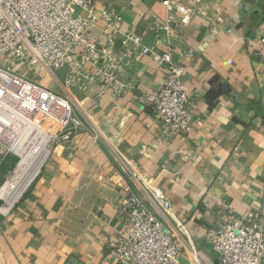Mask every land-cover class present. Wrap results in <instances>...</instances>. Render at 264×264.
Masks as SVG:
<instances>
[{
  "label": "crops",
  "instance_id": "0c3cea01",
  "mask_svg": "<svg viewBox=\"0 0 264 264\" xmlns=\"http://www.w3.org/2000/svg\"><path fill=\"white\" fill-rule=\"evenodd\" d=\"M98 2L120 12L123 28L145 45L174 50L195 100L193 119L185 132L166 134L155 111L140 102L141 92L158 91L164 82L165 71L151 56H139L121 73L128 87L119 97L108 91L97 100L96 86L77 92L83 128L53 146L0 218V264H118L108 240L124 225L121 201L133 187L132 170L167 195L201 256L218 264L207 231L220 205L264 217V0H186L199 12L158 42L151 26L169 12L160 0ZM137 192L146 197L142 188Z\"/></svg>",
  "mask_w": 264,
  "mask_h": 264
},
{
  "label": "built area",
  "instance_id": "2783aa9c",
  "mask_svg": "<svg viewBox=\"0 0 264 264\" xmlns=\"http://www.w3.org/2000/svg\"><path fill=\"white\" fill-rule=\"evenodd\" d=\"M160 2L169 12L151 26L157 42L177 35L199 12L186 0ZM123 27L122 14L98 0H0V169L18 155L14 143L29 124L47 127L50 154L51 144L71 141L83 128L76 93L96 86L97 100L108 91L121 96L128 84L120 75L141 55L153 57L165 74L160 90L141 92L140 102L155 111L166 134L187 130L195 100L185 87V66L170 46L158 52ZM260 41L264 44V31ZM131 180L121 201L124 225L108 240L111 258L118 264H208L167 195L136 171ZM141 188L146 197L137 192ZM1 203L0 218L14 206ZM207 240L218 264H264V217L257 211L236 215L223 202Z\"/></svg>",
  "mask_w": 264,
  "mask_h": 264
},
{
  "label": "bare ground",
  "instance_id": "6f19581e",
  "mask_svg": "<svg viewBox=\"0 0 264 264\" xmlns=\"http://www.w3.org/2000/svg\"><path fill=\"white\" fill-rule=\"evenodd\" d=\"M50 138L51 134L47 127L29 124L14 143L15 151L20 156V162L0 190V196L6 200L8 207L19 200L40 171L50 154L48 146Z\"/></svg>",
  "mask_w": 264,
  "mask_h": 264
},
{
  "label": "rangeland",
  "instance_id": "374dc122",
  "mask_svg": "<svg viewBox=\"0 0 264 264\" xmlns=\"http://www.w3.org/2000/svg\"><path fill=\"white\" fill-rule=\"evenodd\" d=\"M51 149L53 150V144H51ZM20 162V156L18 155H11L9 157V160L1 167V174H3L2 176H0V182L4 179V182L2 183V185L0 186L3 187L5 185V183H7V181L9 180V178L11 177L12 173L17 169V166ZM0 174V175H1ZM33 181V180H32ZM31 181V182H32ZM20 199V198H19ZM2 202V203H1ZM1 204L5 205V207L9 208L6 204V200L3 198V200L0 201Z\"/></svg>",
  "mask_w": 264,
  "mask_h": 264
}]
</instances>
